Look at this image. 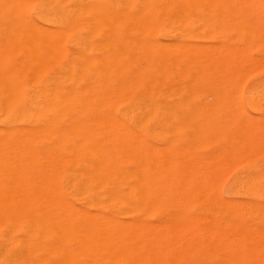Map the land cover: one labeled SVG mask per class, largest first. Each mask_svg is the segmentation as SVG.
Masks as SVG:
<instances>
[{
    "label": "bare ground",
    "instance_id": "1",
    "mask_svg": "<svg viewBox=\"0 0 264 264\" xmlns=\"http://www.w3.org/2000/svg\"><path fill=\"white\" fill-rule=\"evenodd\" d=\"M250 16H256V17L264 16V6L262 5L261 0H0V19H5V20L23 19L24 22H26L25 20L29 21L28 25L26 24L27 22L25 23L26 25L23 24L22 22L24 26L22 25L23 27H21V29L23 28L25 29L26 26L27 29H25V32H23L24 29L23 31L21 29L20 30L26 36H28L25 37V35L23 34L22 37L23 38L25 37L26 39H31L30 41L32 42L35 41L36 44L33 43L35 45L33 46L36 47V45H38L37 46L38 50L37 49L35 50L33 46H29L32 45L30 42H29L30 44L26 42H22L23 47L25 45L23 51H25V49H28V47L33 48V49L29 48L28 50L29 52L32 51V53L34 51V55L37 56V61L35 64H37L38 74L40 75L39 103L37 104V106L35 105L36 117L38 122L37 129H39V132H37L38 137H36L38 138L37 147H36L37 162L36 160H34L35 163H37L35 169L36 171L35 182H34V177L33 176H32L33 178L30 177L31 176L30 173V176H25V177H30V179L31 178L33 179L32 182L34 183V185L32 186L33 188L32 190H29L31 185L30 184L28 186L26 185L27 186L26 189H23L24 188L23 185V188L21 187L22 189L18 190L19 189L18 188L17 190L12 191V187H15L16 189V187L19 185L18 184L17 186H14L13 184V186L10 188L11 191H0V264H80V261L84 259V255H85V254L83 255V251L85 252L84 248L88 247L86 245H88L89 241L92 240L90 239V237L92 236L94 237L96 233H98L97 231H99V229H97L96 233L93 232V230H95V227H97L98 225L103 226V229H101V231L103 230L104 232L100 231L102 234L101 233L98 234L100 235L101 238H98L96 235L95 236L96 240L93 239L94 243L92 244H95L97 247H100L102 252L106 251V253L108 252L107 254L113 256L114 263L117 264L142 263L140 262L141 261L140 259L142 257L141 258L139 257L140 259L137 260L138 258H136V256L137 255L140 256L141 255L140 252L143 251V249L139 248L142 249L139 250L136 247L138 243L135 244L137 241H134L131 238L130 236L131 233L129 232L130 230L128 231V228H130V223L129 225H126V223H124L122 219H120V216L136 215V213H138L136 211L137 209H139L138 205L141 210L144 209L146 211L145 208L149 207V205H147L148 206L147 207L146 204L149 203L150 201L153 202V200H151L152 198L154 199L156 198L157 200L159 197L166 196V192L169 193L168 192L169 189L165 191L166 190L165 188L169 186V184H173V182L172 183L169 182L171 181L170 179L172 177V176L169 177L171 173L168 176L170 178L169 180H166L167 176L165 175H168L166 173L162 174L165 176L164 177L165 179L159 178L160 175L158 174H156L158 175V177L152 176L154 175L153 172L154 169L151 170L152 168H150L151 170L150 171L146 167H148L151 163L148 161L155 158L151 157L152 159H148L147 156L149 157V155H147V153H145L146 156L144 157L141 156L142 158L141 157L137 158L138 155H136L135 157L134 153H133L134 155L128 153L126 154L123 151L124 149L122 148L123 142L132 139L133 138L131 136L133 135L132 133L137 130L148 132L150 130L152 131V129L173 128L174 131H176L175 129H180V130L187 129L189 131L191 130V132L192 130H194L195 132L197 131L199 132L207 129V127L213 126V124L211 123L208 124L209 123L208 121L212 120L211 118L210 120L208 119L207 120L208 123H206V121L203 120L204 118L201 119V117L203 116L200 117V115H205V114L208 115L211 113L219 115L217 113L226 112V114L224 115L227 114L229 115V113L227 112H231L229 116H232V118L238 122L237 124L232 123L235 121H233L232 118L231 119L229 118V120H231L232 122L229 121L230 122L229 124L225 122V124H227L230 128H234L235 126L238 127L237 129L236 128L234 129L235 131H237L239 128H241V130L242 129L244 130L252 126H256L258 129L263 128L264 120L263 122L261 121L262 117H260L261 119H258L257 118L258 116H254V118H252V119L257 118L260 123L262 122L261 124L259 123L258 125L255 124L256 122L251 123L252 121L250 122L249 120L246 119H245L246 122L245 120L242 121L245 123L239 124V122L241 121H239V119L236 120L237 117L235 116L236 118H234L233 117L234 114H232V112L233 113L235 112V114L237 113L236 115L239 116L238 118L244 116L245 118L250 119L251 115L248 117L249 113L239 103L240 102L239 99H241V94L239 92L240 88L238 87H241V84L243 82V80L239 81L240 74L244 70L248 71V69H249L248 71L249 74L251 71L250 69L253 70L256 69L253 67L251 68V65L248 64L251 62V60H249L250 62L248 63L246 62L250 66V68L248 67V65L244 63L245 62L244 60H243L244 66L242 65V63L241 65H238L237 62H235L232 57L234 52L237 54V51H239L236 50L238 49L237 47L235 49V47L234 46L232 47L231 45L232 47L231 48L226 44H225L226 46L222 44L214 48H212L213 46L211 47L210 44H209L210 46L207 45L208 47H202L194 42V39L201 35L199 34L194 35L193 33H190L184 29V25H186L189 21L191 22L193 21L194 25L196 26V27L194 26L195 28L199 27L202 28L201 30L204 29L203 34L208 33L207 37L211 39H219L222 37L223 33L227 34L224 31H227L228 29L224 30L223 27L224 26L227 27L231 25L230 24L231 22H234V24L232 23L233 27L231 26L229 27L230 29H232L229 32H232V34L235 32L236 34L243 37H254V39L257 40L258 35L261 32L260 30L262 29L261 27L264 26L263 24L264 20L261 21L262 22L261 24L260 22L261 19L260 20L258 19L261 26H257L259 22L255 24V21H252V17H251V21H252L251 22L249 19ZM249 21L250 24L254 22V24L251 25L253 28L252 32L251 29H249L250 32L249 30L248 32L246 30L248 28H251V26L247 25L248 23H246ZM176 25H181V29L180 30L176 29L175 28ZM15 26L11 27V29H15L16 28ZM29 26L31 27V30ZM218 26L219 28H217ZM9 28L10 27H8L7 30H10ZM28 28L31 31V33L29 32ZM26 30H28L31 36L29 34H26ZM15 32H18L17 28ZM15 32H14L15 36L20 34ZM12 34L13 32L11 33V35ZM203 34L202 36L205 37ZM262 34L264 33H261V36L263 38ZM11 35H8V37H10ZM21 35L22 34H20V36H17V38L21 37ZM229 36L228 38H230ZM228 38L226 39L230 40ZM260 38L258 39L260 40ZM6 40H8V38ZM223 40H225V38ZM235 40L238 41L237 39ZM240 41L238 43H240ZM8 43L10 44V41ZM245 43L242 42V44ZM259 43H264V41L263 42L261 41ZM27 44L28 47H26ZM242 44L241 46H243ZM253 45L251 44L250 46L252 47ZM250 46L248 45L247 47ZM15 48L12 49L15 50ZM255 48L258 49L261 47L258 46ZM243 49L244 48L240 49V52L241 50L243 51ZM261 49H259V51H262ZM28 50L26 51L28 52ZM35 51H37V53H35ZM247 51L245 50L246 53ZM3 52L6 53L5 51ZM256 54H259L258 51ZM235 55H234V59L236 60ZM243 55L245 54L242 52L241 57H243ZM248 55H251V51L248 52V54H246L245 57ZM24 56L26 58V55ZM31 56L33 57V54H30V59H32ZM239 57L237 56V58ZM245 57H243V59ZM35 58L32 60L35 61ZM240 59H238L239 63H240ZM253 59H256V56L253 57ZM5 60H7V58ZM245 60L247 61V59ZM260 61L264 62V59L263 60L260 59ZM24 64H26V62ZM254 64H252V66ZM259 68H261V66ZM37 69H35V71H37ZM245 73L246 72H244L242 75L246 76L247 74L245 75ZM239 82H240V86H237ZM3 88L4 87H1V89ZM7 95L9 96V94ZM200 99H205L206 101V103L203 106H198L197 104L200 101ZM246 100L249 104L250 109L254 114L264 115V106L261 105L262 107H260L257 105L259 101H263L264 103V77H262L259 80V82H257V85L255 87L253 86L246 93ZM0 103H2V101ZM33 106L34 105L32 104L31 107ZM2 114H4V112ZM14 117L15 114L13 115V118L12 117L11 118L15 119ZM212 118L217 119V116L215 117L213 116ZM241 119L243 120V118ZM225 120L226 119L223 117L221 123H224L223 121ZM217 122H219L218 119ZM221 125L214 126V128H216L215 130H217L218 127L220 128ZM228 126H226L227 128H225L226 130L228 129ZM256 127L255 129H257ZM219 128L218 130H221V128L220 129ZM229 130L227 131L229 132ZM15 131L19 132L20 129L19 131L15 129ZM194 131L192 133H195ZM208 131H211V133H213L212 129L211 130L209 129ZM1 132L4 131L1 130ZM152 132H156V130ZM203 132H201V135ZM260 132L262 134V130H260ZM149 133L150 132H148V134ZM157 133L159 132L157 131ZM163 133L161 135H164ZM239 133L240 131L237 133V135ZM7 134L10 135L9 132ZM179 134L181 135V133ZM224 134L226 133L224 132ZM28 135L30 137V134ZM184 135H182L183 138ZM204 135L205 133H203L202 138L205 137ZM210 135H208V137L212 138V136ZM256 135L257 134H255V136ZM133 136L136 137V135ZM234 136H232V138ZM139 137L141 136L139 135ZM200 137L201 136L199 135V138ZM202 138L197 140H201ZM238 138L239 140L242 139L240 137ZM158 139H160L161 143L162 140H164L163 142H165V138H158ZM228 139H230L229 136ZM207 140L208 139L203 141L202 139V142L205 143ZM254 140L255 138L253 139V141ZM224 141H226V137ZM234 141L232 139V141L230 142H234ZM253 141L250 140L249 142L256 144V142ZM148 142L147 144H151ZM126 143H128V141ZM131 143H134V141ZM208 143L207 144L205 143L204 145L206 146L208 145ZM210 143H211V139H210ZM2 144L5 143L2 142ZM243 144L241 143L240 145L242 146H240L241 148L238 149L243 150V148L246 149L245 147H247V150L248 149L250 150L252 148V146H247L246 144H244L246 146L243 147ZM138 145L141 146L142 142L141 145L140 144ZM151 145L153 147L155 146L154 144ZM176 145L179 144L177 143ZM229 145L231 146V143ZM152 146H150V148ZM166 146H167V142H166ZM129 147L128 149H130ZM155 147L158 149L157 146ZM160 148L161 146L159 147V149ZM197 148L200 147H195L196 150ZM143 149L146 151L147 147L146 149L145 148ZM225 149L224 151L226 152L227 149L226 150ZM259 149L263 150L260 151V153H264V148L260 147L258 148V150ZM18 150H16V152ZM173 150L177 151L175 149ZM133 151L134 150H132V152ZM136 151L138 150L135 149V152ZM244 151L245 150H243V152ZM16 152L14 153L15 156H16ZM185 152L190 153L187 150ZM232 152L230 151V153ZM32 153L35 152L32 151ZM152 153L155 154V152ZM191 153L193 154V152ZM165 154L167 155L168 153H164V155ZM172 154H174V157L176 156L175 152H173ZM177 154H179L178 151ZM182 154L180 156L181 157L179 160L180 162L182 158H185V160L182 159L185 162L186 157L188 155H191V154L186 155L187 154L186 153L182 157ZM204 154L205 153H203V155ZM209 154L211 156V153ZM223 154L226 155L225 153ZM20 155H18V158ZM194 155H191V157ZM200 155L199 156L196 155V156L200 158ZM239 155H241V153L238 154V157ZM9 156L11 155L9 154ZM33 156L31 154V157ZM228 156L230 155L228 154ZM259 156L256 158H252L251 156L252 159H247L246 158L247 156H245L244 160L241 159L242 162H244L246 169L233 180L231 195L233 197H237L235 201L225 200L220 190H217V188L219 187L220 189V186L222 185L221 180L223 179L220 177L223 176L221 174L225 173L228 175V173L225 172L223 169H225L230 173L231 171L229 170H232V168H230L231 165L234 166L232 162H229L228 160H225L227 162H224L219 159H216L217 157L214 159L213 158L214 156H212L214 161L209 162L210 161L209 160L207 161L208 163L206 162V160L210 158H207L205 156L204 157L206 158V160L204 158L203 159L200 158L205 161L199 162L200 160L199 161L197 160V162H193V163H191V161L190 162L188 161V163H190L188 164L189 169L187 168L186 169L187 171L189 170L188 171L189 175L188 174L187 175L188 178L189 177L190 178L184 184L185 189H182L184 191L186 190L185 191L186 193L188 192V190L190 189L192 190V188L194 187H197L198 189V190L196 189L197 192L201 193L207 189V193H208V191H211V188L217 186L218 181H220L218 184H221L220 186L218 185V187L215 188L216 197L214 199V207L217 210V216L218 214L223 216V221L221 220L222 221L221 222L219 220V222L221 223V227L223 229L224 234L220 240L218 239L220 238L221 235L219 236V238H216L217 244H214L213 247L215 246V248L218 249L220 253L222 252L224 254L220 257L218 255L220 253L216 251L218 253L217 254L218 256L214 257L216 253L214 254L212 250L214 248L211 249L210 248L211 245H210L208 248H210V250H212L213 252L212 254H214L213 256L211 255V257H214V262H215L214 264H264V158ZM177 157L179 156L177 155ZM235 157L237 156L234 155V158ZM7 158H8V152H7ZM14 159L15 158L13 157V160ZM22 159L24 158L22 157ZM12 161L11 164L16 163V160H14L15 161L14 163H12ZM20 161H21V157H20ZM168 161L166 162L168 163ZM179 161L178 164L180 163ZM27 162L28 161L24 162V164L26 163L27 165L28 164ZM17 163H19L20 166V162ZM145 163H149L148 166ZM167 163H165V165ZM181 163L183 164V162ZM168 164H171L172 166L173 163L170 162ZM236 164L237 163L235 162V165ZM174 165L177 166L176 163ZM183 165H187V163L185 162V164ZM228 166H230L229 167L230 169H226L228 168ZM6 167L9 168L12 166L9 165ZM155 167L157 168L158 166ZM185 167L186 166H184V168ZM15 168L17 169V167ZM184 168L181 167V169ZM25 169L23 171H25ZM146 169L148 170V172L150 171L153 174L145 171ZM163 169L166 168L165 167L161 168L160 172ZM19 170L20 169H18V172ZM240 170L242 169L240 168ZM21 172L22 170L20 171V173ZM236 172L239 171L237 170ZM155 173H157V169ZM26 174L28 175L29 172L27 173L26 171ZM174 174L176 176V173ZM179 174L178 176H180ZM6 175L8 176L9 174ZM182 180L180 181L182 182ZM30 181H28V184ZM178 181H177V186L176 184L174 186L180 188L178 186L179 185ZM184 181L185 180H183V183ZM6 182L4 183L6 184ZM14 182L16 181L14 180ZM23 184H27V183H23ZM174 186L173 188H176ZM169 191L171 192L172 190ZM176 191L177 190H175V192ZM188 194L190 195V191ZM191 197H193V195ZM199 197H196L197 199L196 198L195 199L199 200ZM165 198L163 197V200H165ZM185 199L186 198H184L183 200ZM179 201L180 200L177 197L176 202ZM74 202L79 203V206H76ZM152 202L151 205H155L156 208L157 206H160V205H156L157 202L153 204ZM165 204L166 205L168 204V202L166 203V200L164 202V205ZM170 204H172L173 206L172 202H170ZM182 204L184 206V203ZM161 206H163V204ZM92 210L96 211L98 214H101V212L105 213L107 211L109 212V216L108 215L104 216L106 218L103 219H99V217L94 218L93 216H100V215H96L95 213L92 212L94 215L91 216L90 211ZM148 210L151 209L148 208ZM153 212L154 209L153 211L151 210L150 213ZM191 212L192 211H190V213ZM139 214L142 215L141 213ZM169 218H174V217H169ZM202 219L206 220L203 217ZM151 220L149 221L151 222ZM133 223L136 224V222L134 221ZM153 224L151 223L150 225L149 223V226L148 224H146L149 227L147 231H149L152 228ZM194 224H193V228L194 226H196V224L195 225ZM207 224H209V222ZM161 225L167 226L164 223H162ZM179 225L177 224L176 227H174L175 226L174 223V225L171 226L174 227L172 228L173 229L172 232H169L170 230L168 232L166 231L169 228V226L167 228L164 227L166 229V230L164 229V231H166L167 233H173L174 230L176 231V229L178 231L177 226ZM102 226L100 227L102 228ZM134 226L135 228H137V224ZM134 226H131L132 232L135 229L133 228ZM138 227H139V223H138ZM158 227L159 229L161 228L160 226ZM197 227L195 228L198 229ZM141 228L143 227L140 226V228L137 229V232L138 230L141 231ZM181 228L182 226H179V229ZM183 228H185V226ZM190 228L188 227L186 228V230ZM112 229H114L116 232L114 233L113 230L112 231L113 234L111 233L108 234L107 232L111 231ZM155 229H158L157 224ZM196 229L192 230L194 235L195 232H198V231L194 232V230ZM125 231L129 233L123 234V232L125 233ZM150 231L149 233L153 232L154 230L151 232ZM182 231L181 232L179 231L180 236L182 233L183 235L185 233V231L184 232ZM209 231L210 230H208L207 232ZM143 232L144 231L142 229V233ZM157 232L159 233V230H157ZM179 232H177V234H179ZM164 233L162 234L164 235ZM189 233L192 232L190 231ZM156 234H154V236L157 237ZM177 234H175L177 236L175 238L178 239L179 235ZM165 235H167V238H164L163 236V239H165L166 241L168 240V238L171 239L172 237L171 235L169 236V234H165ZM208 235L212 236V234H208ZM145 236L146 233L142 240H146L148 236H146V238ZM212 237L215 236L213 235ZM150 238L153 239L155 237L151 236ZM159 238L162 237L159 236ZM187 238L188 237H186V239ZM200 238L202 237L200 236ZM200 238L198 237V239ZM87 239L89 240L88 243H87ZM170 239L168 241L172 243L173 241H171L172 239L171 240ZM177 239H174L173 242V244L175 243L174 245L176 246H178L177 243L180 244L181 241L179 240L180 239L183 240V238L179 237L178 241ZM192 239H194L192 242L194 243V241L197 239V234L195 238L193 236L191 239L188 238L189 241H192ZM147 240L145 242L143 241L145 244L144 246H146V244L148 246V243H146ZM154 240L150 241V243L153 241V244L151 243V245H149L150 249L146 247L147 251L148 250L150 251L152 247L153 249L151 250V252L154 253L156 251L154 249L159 248V242L154 243ZM188 240L186 243H191L188 242ZM210 240L211 239H209L207 242L209 243ZM166 241H164V243ZM168 241L167 243H165V246L164 244H162V242H160V244H162L163 247L160 245L161 248L159 249L165 250L166 248L167 250L168 247L166 246V244H168L169 246ZM185 241L186 240H183V242ZM209 244H207V246ZM202 245L203 244L200 245V248H202ZM137 246L139 247V245ZM170 246L173 245L170 244ZM198 246L199 244L196 245L197 248ZM189 247H191V245ZM172 248L169 247L170 250H172ZM86 250H87L86 252L89 253L88 252L89 250L88 249ZM166 250L164 252L163 250L162 251L157 250V252L160 251L159 254L163 252L162 253L163 255L166 252ZM178 251L181 250L178 249ZM183 252L185 253L184 248H183ZM206 252L208 253L209 251ZM91 254L95 255L97 254V252L96 253L92 252ZM145 254L146 253H144V255ZM198 254L201 255V253ZM164 255L165 256L163 258L166 257V254ZM202 255L204 256V252ZM207 255L210 256L209 254ZM149 257L147 258L146 256L145 258H147V260H145L144 263L142 264H145L146 262L150 264L153 260L149 261L148 260ZM155 257H157L156 252L154 258ZM111 258L109 259L110 264L113 263ZM170 258L173 259L174 256ZM183 258L184 256L182 257V259ZM134 259H136L139 262L137 263L134 262L133 261ZM176 259L179 261V258H177V256ZM160 260H162V258ZM163 261L166 260L161 261L163 264H165ZM168 261L170 260L168 259ZM155 262H153V264ZM158 262L159 261L157 257V264ZM173 262L172 264H174ZM194 263L202 264L203 261L201 259V261L200 260H198L197 262L194 261Z\"/></svg>",
    "mask_w": 264,
    "mask_h": 264
},
{
    "label": "rangeland",
    "instance_id": "2",
    "mask_svg": "<svg viewBox=\"0 0 264 264\" xmlns=\"http://www.w3.org/2000/svg\"><path fill=\"white\" fill-rule=\"evenodd\" d=\"M262 1V5L264 6V0H261ZM251 17H252V21H255V24H257L258 22H259V20H260V22L261 21H263L264 20V16H258V17H256V16H250L249 17V19H250V21H251ZM255 17V18H254ZM259 17H262V18H259ZM253 18H254V20H253ZM259 19V20H258ZM2 20V21H1ZM5 21V22H4ZM26 22H24V20L22 19H13V20H10V19H0V102L2 101V103H0V109H1V107H2V109L0 110V129L1 130H3L4 132H1V130H0V152L2 153H0V158L1 159H3V160H1L0 159V191H11V187L13 186V184H14V186H17L18 184V186L16 187V189H15V187H12V191H15V190H17L18 188V190H20V189H22L23 188V185H24V188L23 189H26V187L28 186V185H30V189L29 190H32L33 188H32V186L34 185V183L32 182L33 181V177H34V182H35V175H36V171H35V169H36V165H37V163H35V161L34 160H36V162H37V157H36V147H37V142H38V138H36V137H38V133L37 132H39V129H37L38 128V122H37V117H36V106H37V104L39 103V92H40V75L38 74V69H37V64H35L36 63V61H37V56L36 55H34V51H33V53H32V51L31 52H29V48L30 49H33V48H31V47H28V44H32V45H29V46H33L34 44H36L35 43V41H30L31 39H26L25 37H28V36H26L23 32H25V29H27V26H26V28L24 29V31H23V29H21V27H23L24 25L23 24H27L28 25V23H29V21H27V20H25ZM250 21L249 22H246V23H248L247 25H249V26H251L252 24H254V22L253 23H251L250 24ZM251 21V22H252ZM4 22V23H3ZM14 22V23H13ZM22 22H23V24H22ZM260 22H259V24H257V26H261V24H262V22H261V24H260ZM234 24V22H231L230 24L231 25H229V26H227V27H223V29L225 30V29H228L227 31H224V32H226L227 34H225V33H223L222 34V37L221 38H219V39H211V38H209V37H207V35H208V33H205V34H203V32H204V29L203 30H201L202 28H199V27H197V28H195L196 26L194 25V22L192 21H189L186 25H184V29L186 30V31H188V32H190V33H193L194 35H201L202 36V34L206 37H201V36H198L197 38H195L194 39V42L196 43V44H198V45H200V46H202V47H208V46H210L211 45V47L212 48H214V47H218L219 45H228L229 47H231V45H232V47L234 46L235 47V49H236V47L238 48V49H236V50H239V51H237V56L239 57V58H237V56L233 53V60L235 61V62H237V64L238 65H241V63H242V65L244 66V63L246 64V65H251V68L253 67V68H256V69H250L251 71H252V73H251V71H250V73L248 74V71H249V69H248V71L246 70H244L241 74H240V77H239V81H241V80H243V82H242V84H241V87H238V88H240V90H239V92H240V94H241V99H239L240 100V105H242L243 106V108L249 113V115H248V117L250 116V119H247V118H245L244 116H242V117H240V118H238L239 116L238 115H236L235 114V112L233 113L232 112V114H234L233 115V117L234 118H236V120H238L239 119V121H241V122H239V124L241 123H245L246 122V120H249L251 123H255L256 125H258L260 122H259V120L258 119H261L260 117H262V122H263V120H264V115H257V114H254L253 112H252V110L250 109V107H249V104H248V102H247V100H246V93L254 86H256L257 85V82H259V80L262 78V77H264V62H262V61H260V59H264V49H261V48H264L263 46V44L264 43H259V42H263L264 41V34H262L263 35V38H262V36H261V33H264L263 31V29H264V26L263 27H261L260 29V34L258 35V38H260V40L257 38V40L259 41H257V40H255L254 39V37H243V36H240V35H238V34H236L235 32V34L233 33L232 34V32H229L230 30H232V29H230L229 27L231 26V27H233V24ZM7 26H6V25ZM15 24H16V26H15ZM17 24H18V27H20V28H18L17 27ZM20 24V25H19ZM25 24V25H26ZM263 24H264V22H263ZM4 25V26H3ZM10 25V26H9ZM23 25V26H22ZM29 25H31V24H29ZM193 25V26H192ZM3 26V27H2ZM16 27L17 29H18V32H15V30H16V28L15 29H11V27ZM195 26V27H194ZM220 26V25H219ZM219 26L217 27V28H219ZM248 26V27H249ZM4 27H5V30H4ZM8 27H10L9 29L10 30H7L8 29ZM188 27V28H187ZM247 27V28H248ZM29 28H30V30H31V27L29 26ZM29 28H28V30H29ZM175 28L176 29H178V30H180L181 29V25H176L175 26ZM3 29V30H2ZM23 31V32H21V30ZM249 29H251V32L253 31L252 29V26H251V28H248V29H246L247 30V32H248V30ZM2 30V31H1ZM12 30V31H11ZM14 30V31H13ZM28 30H26V34H29V32L31 33V31L29 30V32H28ZM3 31H5V32H3ZM8 31H11V32H8ZM34 31V30H33ZM205 31H207V30H205ZM8 32V33H7ZM13 32V34H14V32L15 33H20V34H22L21 35V37L23 36V34L25 35V37L22 39L21 37H18L17 38V36H20V34L19 35H17V36H15V34L13 35H11V33ZM229 32V33H228ZM249 32H250V30H249ZM10 33V34H9ZM5 34V35H4ZM33 34V33H32ZM230 34H232V35H229ZM3 35H4V37L7 39L8 38V40H6L4 37H3ZM8 35H11L10 37H8ZM30 36H31V34H29ZM223 35H225V36H223ZM228 36L230 37V38H228ZM32 37H33V35H32ZM232 37V38H231ZM236 37V38H235ZM2 38V39H1ZM17 38V39H16ZM20 38V39H19ZM31 38V37H30ZM34 38H35V36H34ZM208 38V39H207ZM225 38V40H223ZM226 38H228V39H230V40H227ZM243 38V39H242ZM249 38V39H248ZM11 39H13V40H11ZM16 39V40H15ZM235 39H237L238 41H236ZM15 40V41H14ZM20 40H21V43H20ZM26 40H28V41H26ZM34 40V39H33ZM241 40V41H240ZM246 40V41H245ZM254 40V41H253ZM6 41H10V44L8 43V42H6ZM233 41V42H232ZM240 41V43H238ZM258 43H257V42ZM2 42V43H1ZM13 42V43H12ZM17 44H16V43ZM22 42H26V43H28L27 45H26V47H28V49H25V51L26 50H28V52L26 51H23L24 50V47H25V45H24V47H23V43ZM30 42V43H29ZM36 42H37V39H36ZM170 42V41H169ZM242 42H246L245 44H242ZM250 42H251V44L253 45V44H255V45H253L252 47L250 46L251 44H250ZM14 43H15V45H14ZM19 43V44H18ZM26 43H24V44H26ZM34 43V44H33ZM221 43V44H220ZM257 43V44H256ZM7 44H8V46H7ZM38 44V43H37ZM205 44V45H204ZM210 44V45H209ZM215 46H214V45ZM230 44V45H229ZM237 44V45H236ZM241 44L243 45V46H241ZM22 45V46H21ZM208 45V46H207ZM225 45V46H226ZM236 45V46H235ZM246 46V48H245V46ZM250 46V47H247V46ZM256 45H258V46H260L261 48H258V49H256L255 47H258V46H256ZM6 46V47H5ZM14 46V47H13ZM23 48H21V47ZM35 46V45H34ZM33 46V47H34ZM38 45H36V47H37ZM10 47H11V49H10ZM16 47V48H15ZM20 47V48H19ZM36 47H34L35 48V50L37 49L38 50V47L36 48ZM231 47V48H232ZM12 48H15V50H13ZM242 49V48H244L243 49V51L241 50V52H240V49ZM5 51L6 53H4L3 51ZM18 51H17V50ZM251 49V50H250ZM259 49H261L262 51H259ZM14 52H13V51ZM245 50L247 51V50H250L251 51V55H248V56H246L245 57V55L246 54H248V52H250V51H247V53L245 52ZM257 51H258V53L259 54H256L257 53ZM3 52V53H2ZM18 52H20V53H18ZM25 54H24V53ZM239 52H240V55H239ZM242 52L245 54V55H243V57H245L244 59H243V57H241L242 56ZM14 53V54H13ZM27 53V54H26ZM29 53V54H28ZM35 53H37V51H35ZM2 54V55H1ZM7 54V55H6ZM30 54H33V57L31 56V58L32 59H34L35 58V56H36V58H35V61L34 60H32V59H30ZM24 55H26V58H25V56ZM234 55H235V57H236V60L234 59ZM2 56V57H1ZM3 56H4V58L6 59L7 58V60H5L4 58H3ZM23 56V57H22ZM256 56V59H253V57H255ZM261 56V57H260ZM23 58V59H22ZM240 58H242V59H240ZM1 59H2V61H1ZM10 59V60H9ZM238 59H240V63L238 62L239 60ZM245 59H247V61L245 60ZM29 60V61H28ZM32 60V61H31ZM243 60L245 61L244 63H243ZM249 60H251V62L249 61ZM252 60H255V61H252ZM34 61V62H33ZM26 62V64H24ZM27 62H28V64H27ZM248 62H250V63H247ZM255 64H254V63ZM11 63H14V64H11ZM18 63V64H17ZM254 64L253 66H252V64ZM260 63V64H259ZM21 64V65H20ZM257 64V65H256ZM248 65V67L250 68V66ZM262 65H263V67H262ZM257 66V67H256ZM261 66V68H259ZM15 67V68H14ZM34 67V68H33ZM26 68H27V70H26ZM259 70H258V69ZM263 68V69H262ZM13 69V70H12ZM20 69V70H19ZM23 69V70H22ZM35 69H37V71H35ZM260 69H262V70H260ZM26 70V71H25ZM28 70H31V71H28ZM257 70H258V72H257ZM23 72V73H22ZM244 72H246L245 73V75L246 76H244V75H242ZM255 72V73H254ZM29 74V75H28ZM29 77H28V76ZM248 76V77H247ZM28 77V78H27ZM241 77H242V79H241ZM245 78V79H244ZM34 79V80H33ZM251 79H253V80H251ZM238 80H237V82H238ZM29 82V83H28ZM9 83V84H8ZM249 83V84H248ZM251 83V84H250ZM4 84V85H3ZM6 84V85H5ZM18 84V85H17ZM2 85V86H1ZM20 85V86H19ZM248 85V86H247ZM7 88H6V87ZM15 86V87H14ZM237 86H240V82H239V84L237 85ZM247 86V87H246ZM1 87H4L3 89H1ZM16 88V89H15ZM18 89V90H17ZM27 89V90H26ZM24 90H25V92H24ZM5 92H6V94H5ZM244 93V94H243ZM7 94H9V96L7 95ZM7 95V96H6ZM243 95H244V97H243ZM26 96V97H25ZM9 99H8V98ZM28 98H30V99H28ZM244 99V100H243ZM258 100V99H257ZM256 100V101H257ZM34 105L33 107H35V108H33V107H31V105L32 104ZM206 103V101H205V99H200V101L197 103L198 104V106H203L204 104ZM1 104H3V105H1ZM36 105V106H35ZM258 106H260V107H262V106H264V103H263V101H259V103L257 104ZM262 105V106H261ZM27 108V109H26ZM5 109V110H4ZM27 110V111H26ZM16 111H17V113H16ZM4 112V114H2ZM29 112V113H28ZM227 113H229V115H230V113L231 112H227ZM15 114V119H12L13 118V115ZM28 114H29V116H28ZM214 113H211V114H205V115H200V117L201 116H203V117H201V119L202 118H204L203 120L204 121H206V123H208V124H213V126H211V127H207V129H205V130H202V131H197V132H195L194 130H192V132L194 131L195 133H192L191 132V130L189 131V130H187V129H185V130H180V129H175L176 131H174V129L173 128H159V129H152V131H154V130H156V132H152L151 130L150 131H148V132H150L149 134H148V132H146V131H134L132 134L133 135H136V137H134L133 135H131L133 138L132 139H129V140H127L128 141V143H126L127 141H125V142H123V151L127 154H132V155H134L135 157H136V155H138V157L137 158H139V157H144V156H146V154L145 153H147V155H149V157L147 156V158L148 159H152V158H155V159H152V160H149L148 162H151V163H153V164H151L150 163V167L148 166V164L149 163H145V164H147V166L148 167H146L147 169H149L150 170V168H152L151 170H153L154 169V175H152L153 173L152 172H150V173H152L151 175L152 176H156V177H158V175H160V177L159 178H163V179H165L164 177L165 176H167L166 177V180H169L170 178L169 177H171V181H169L170 183H172L173 182V184H169V186H167L164 190L165 191H167L168 189L169 190H172L171 192L168 190V192L169 193H167L166 192V196H162V197H159L157 200H156V198L154 199V198H152L151 200H153V202L152 201H150L149 203H147L146 204V206L147 205H149V207L148 208H150L152 211H153V209H154V212L153 213H150L151 212V210H148V208H145L146 209V211L148 210L149 211V213H148V211L146 212L144 209V212H143V210H141L140 209V207H139V205H138V208L139 209H137V211L136 212H138V213H136V215H137V217H136V215H134V216H120V219H122V221L124 222V223H126V225H129V223H130V228H128V231L131 233L130 234V236H131V238L134 240V241H137L135 244H137V245H139V247L136 245V247L139 249V248H142L143 249V251H141L140 252V256H136V258H138L137 260H139L141 257L143 258H141L140 260V262H142V263H144V261L145 260H147V258L149 257V261H152L150 264H153V262H155L156 264H157V257H158V261L159 262H161L162 260H166V261H163L165 264H172V262L174 263V264H193L194 263V261L195 262H197L198 260H200L201 261V259H202V261H203V263L202 264H214L215 262H214V257H216V256H222L224 253H220V251H218V249H216L215 248V246L213 247V245L214 244H217L216 242H217V239L216 238H219V236H220V238L218 239V240H220L221 238H222V236H223V229H222V227H221V223L219 222V220L221 221H223V216L222 215H219L218 214V216H217V210L215 209V207H214V199H215V197H216V189L215 188H217L218 187V185L220 186L221 184H218L220 181H218V183H217V186L216 187H214V188H211V191H208V193H207V189L204 191V192H197V187H194V188H192V190L190 189V190H188V192L186 193L184 190H182V189H185V182L190 178H188V175H189V170L187 171V169H189L188 168V164H190V163H188V161L190 162L191 161V163H193V162H197V160L199 161V162H201V161H205L206 160V158L205 157H207V156H210V154L209 153H211V156L210 157H207V158H210V159H208V160H206V162L207 161H209V162H211V161H214V159L216 158V159H219V160H221V161H224V162H227V161H225V160H228L229 162H232L233 164H234V166L233 165H231V167L230 166H228V168H226V169H230V168H232V170H229V171H231L230 173L228 172V171H226L225 169H223L225 172H227L228 173V175L227 174H225V173H223V174H221L223 177H220V178H222L223 180H221L222 181V185L220 186V189H219V187L217 188V190H220V192L223 194V197L225 198V200H228V201H235L236 199H237V197H233L232 195H231V190H232V186H233V180L239 175V174H241L246 168H245V165H244V162H242V160L241 159H243L244 160V157L245 156H247L246 158L247 159H252V158H256V157H258L260 154V156L259 157H262V158H264V153H260V151H263L262 149H259L258 150V148H264V126H263V128H261V129H258L256 126H252V127H249V128H247V129H242L241 130V128H239L238 130L240 131V133L242 132V131H244V132H242L243 134H245V135H243L242 133L240 134H238L237 135V133L239 132L238 130V132L237 131H235L234 129L236 128H238V127H234V128H230L227 124H225V122H227L228 124L230 123V122H232L231 120H229V118L231 119L232 118V116H229L228 114L227 115H224V114H226V112H224V113H217V114H219V115H216V114H214ZM211 116V117H210ZM215 117V116H217V119H218V121L219 122H217V119L215 120L214 118H212V117ZM222 116V117H221ZM228 116V117H227ZM236 116V117H235ZM241 116V115H240ZM254 116H258L256 119H252V118H254ZM12 117V118H11ZM220 117V118H219ZM223 117L226 119L225 121H223L224 123H221V121H222V119H223ZM207 118V119H206ZM210 118L212 119V120H210ZM222 118V119H221ZM241 118H243V120L241 119ZM210 120V121H208L207 122V120ZM221 119V120H220ZM241 119V120H240ZM246 119V120H245ZM15 120V121H14ZM36 120V121H35ZM213 120H215V121H213ZM232 120L233 121H235V119H233L232 118ZM245 120V122H242V121H244ZM254 120H256V121H254ZM3 121H6V122H3ZM14 121V122H13ZM230 121V122H229ZM8 122V123H7ZM11 122V123H10ZM237 122L238 121H235V122H232V123H236L237 124ZM261 122V123H262ZM218 123H220V124H218ZM260 123V124H261ZM222 124V125H221ZM228 126V129L227 130H229V129H231V130H229V132L225 129V128H227L226 126ZM255 124H253V125H255ZM18 127H17V126ZM20 125V126H19ZM22 125V126H21ZM216 125H221L220 126V128H221V130H218V128H217V130H215L216 128H214V126H216ZM26 126V127H25ZM28 126H29V128H28ZM223 126H225V127H223ZM8 127V128H7ZM31 127V128H30ZM255 127L257 128V129H255ZM3 128H5V129H3ZM28 128V129H27ZM211 130L212 129V131H213V133L214 134H216L217 135V137H216V135H214L213 133H211V131H208L209 129ZM219 128V129H220ZM253 128V129H252ZM15 129H17L18 131H19V129H20V131L19 132H17V131H15ZM22 129V130H21ZM27 129V130H26ZM165 129H168V130H165ZM225 130V131H223V130ZM10 133V135L9 134H7L8 132ZM12 131V132H10V131ZM31 130V131H30ZM37 130V131H36ZM246 130H247V132H246ZM249 130V131H248ZM256 132H255V131ZM260 130H262V134H261V132H260ZM24 131H25V134H24ZM26 131H27V133H26ZM157 131L159 132V133H157ZM179 131V132H178ZM185 132V135H184V132ZM203 131H206V132H203ZM218 131V132H217ZM222 131V132H221ZM227 131V132H226ZM233 131V132H232ZM7 132V133H6ZM13 132H14V134H13ZM32 132H33V134H32ZM136 132V133H135ZM164 134V135H161L162 133ZM190 132V133H189ZM201 132H203V133H205V137H203L202 138V135H203V133H202V135H201ZM210 133V134H213V135H210V134H208V133ZM216 132V133H215ZM224 132L226 133V134H224ZM236 132V133H235ZM251 132V133H250ZM5 133H6V135H5ZM16 133V134H15ZM143 133V134H142ZM156 133H157V135H156ZM161 133V134H160ZM179 133H181V135L179 134ZM187 133H189V134H187ZM198 134V136H197V134ZM200 133V134H199ZM218 133V134H217ZM234 133H235V136H234ZM4 134V135H3ZM27 134V135H26ZM28 134H30V137H29V135ZM31 134H32V136H31ZM170 134V135H169ZM210 135V136H212V138L211 137H208V135ZM221 136H220V135ZM233 134V135H232ZM247 134V135H246ZM249 134V135H248ZM251 134V135H250ZM255 134H257L256 136H255ZM37 135V136H36ZM139 135L141 136V137H144V138H141V137H139ZM182 135H184V138H186V139H184L183 138V136ZM199 135L201 136L200 138H202L203 139V141L204 140H206V139H208L205 143L207 144L208 142V145H204L205 143L204 142H202V139L201 140H197V139H200L199 138ZM229 136V138L230 139H228V136ZM231 135V136H230ZM254 135V136H253ZM259 135V136H258ZM9 136V137H8ZM19 136V137H18ZM25 138H24V137ZM138 136V137H137ZM188 136V137H187ZM197 138H196V137ZM232 136H234L233 138H232ZM237 136V137H236ZM250 136V137H249ZM252 136H253V138H252ZM27 137V138H26ZM190 137V138H189ZM206 137H208V138H206ZM221 139H220V138ZM224 137V138H223ZM225 137H226V141H224V139H225ZM236 137V138H235ZM238 137H240V138H242V139H240L239 140V138ZM247 139H245V138ZM259 137H261V138H259ZM17 138H18V140H17ZM32 138H33V140H32ZM137 138V139H136ZM158 138H165V142H163L164 140H162V143H161V141H160V139H158ZM167 138V139H166ZM215 138H217V139H215ZM223 138V139H222ZM252 138V139H251ZM255 138V140L253 141V139ZM259 138V139H258ZM13 139V140H12ZM15 139V140H14ZM25 139V140H24ZM157 139V140H156ZM170 139V140H169ZM188 139V140H187ZM190 139V140H189ZM210 139H211V143H210ZM232 139H233V141L234 140H236V141H234V142H230V141H232ZM238 139V140H237ZM4 140V141H3ZM12 140V141H11ZM20 140V141H19ZM29 140H31V141H29ZM139 140V141H138ZM197 142H196V141ZM253 141V142H256V144H254V143H252V142H249V141ZM260 140V141H259ZM23 141V142H22ZM133 142L134 141V143H131V142ZM145 141V142H144ZM149 141V142H148ZM199 141V142H198ZM213 141V142H212ZM238 141H241V142H238ZM257 141H259V142H257ZM2 142L3 143H5V144H2ZM7 142H9V143H7ZM11 142V143H10ZM139 142V143H138ZM141 142H142V145H141ZM147 142L148 143H151V144H154L155 146H157L158 147V149L155 147H153L151 144H147ZM166 142H167V146H166ZM187 142V143H186ZM192 142V143H191ZM216 142V143H215ZM226 144H225V143ZM228 142H229V144L231 143V146L228 144ZM261 142V143H260ZM14 143V144H13ZM21 143H22V145H21ZM125 143V144H124ZM146 143V144H145ZM173 143V144H172ZM179 144V145H176V144ZM197 144V145H195V144ZM199 143H200V145H202V146H200L199 145ZM202 143V144H201ZM233 143H237L236 145L235 144H233ZM246 144L247 146H252V150L250 149H248L247 150V147H245L246 145H244L243 144V147H245L246 149H244L243 147V150H245L244 152H243V150H240V149H238V148H241L240 146H242V145H240V144ZM263 143V144H262ZM128 144H130V145H128ZM138 144H140L141 146H139ZM156 144H158V145H156ZM184 144V145H183ZM190 144V145H189ZM255 146H254V145ZM258 144H259V146H258ZM29 145V146H28ZM134 145H135V147H134ZM137 145V146H136ZM187 145V146H186ZM225 145V146H224ZM228 145H229V147H228ZM261 145V146H260ZM263 145V146H262ZM18 146V147H17ZM20 146H21V148H20ZM126 146V147H125ZM130 146V147H129ZM132 146V147H131ZM145 146V147H144ZM150 146H152L151 148H150ZM161 146V148L159 149V147ZM170 146H171V148H170ZM175 146H176V148H175ZM189 146V147H188ZM202 147L201 149L200 148H197V150L195 149V147ZM204 146V147H203ZM13 147V148H12ZM27 147H28V149H27ZM30 147V148H29ZM128 147L130 148V149H128ZM145 148L146 149V147H147V150L145 151L143 148ZM167 147V148H166ZM178 147H179V150H178ZM227 149H225V148ZM232 149H231V148ZM237 147V148H236ZM8 148V149H7ZM20 148V149H19ZM25 148H26V150H25ZM132 148H135L136 150H138V151H136L135 152V149H132ZM142 148V149H141ZM154 148V149H153ZM164 148V149H163ZM181 148V149H180ZM187 148V149H186ZM249 148V147H248ZM257 148V149H256ZM7 151H6V150ZM13 149H15V150H13ZM19 149V150H18ZM140 149V150H139ZM163 151H162V150ZM166 149V150H165ZM168 149V150H167ZM171 149V150H170ZM173 149H175V150H177L178 151V153L180 154H177V151H174ZM187 150V151H189L190 153H188V152H185V151H183V150ZM195 149V150H194ZM224 149L226 150V152L224 151ZM235 149H236V151H235ZM256 149V150H255ZM5 152H4V151ZM12 150V151H11ZM16 150H18L17 152H16ZM21 150H23V151H21ZM35 150V151H34ZM132 150H134L133 152H132ZM141 150H143V151H141ZM152 150V151H151ZM154 150V151H153ZM155 150H157V151H155ZM192 150H194V151H192ZM232 150H233V152H232ZM256 151V153H258V154H256L255 153V151ZM11 151V152H10ZM16 152V156H15V152ZM32 151L33 152H35V153H32ZM140 151V152H139ZM164 151H166V152H164ZM172 151V152H171ZM182 151V152H181ZM197 151V152H196ZM217 151H218V154H217ZM221 151V152H220ZM230 151L232 152V153H230ZM242 151V152H241ZM248 151H249V153H248ZM7 152H8V158H7ZM21 152V153H20ZM24 152V153H23ZM130 152H132V153H130ZM138 152V153H137ZM143 152V153H142ZM149 152H150V154H149ZM152 152H155V154L154 153H152ZM157 152V153H156ZM160 152V153H159ZM170 152V153H169ZM173 152H175V157H174V154H172ZM185 152V153H184ZM191 152H193V154L191 153ZM195 152H196V154H195ZM239 152V153H238ZM246 152H247V155H246ZM254 153V155H253V153ZM5 153H6V155H5ZM12 153H13V156H12ZM18 153H20V154H18ZM23 153V154H22ZM134 153V154H133ZM140 153H141V155H140ZM162 153V154H161ZM164 153H168L167 155L165 154L164 155ZM183 153V154H182ZM187 153V154H186ZM200 153H201V155H200ZM203 153H205L204 155H203ZM223 153H225L226 155H224ZM241 153V155H244V156H241V155H239V157H238V154H240ZM9 154L12 156V158H11V156H9ZM31 154H32V156L33 157H35V158H33V157H31ZM143 154V155H142ZM158 154H160L161 155V158H160V155H158ZM181 154H182V157H183V155L184 154H186V155H188V154H191V155H194V156H199L200 155V158H204L205 160H202V159H200L199 157H194V156H192L191 157V155H188L187 157H186V163H187V165H183V164H185V162L182 160V159H184L185 160V158H182L181 159V162H183V164L179 161L180 160V156H181ZM213 154H215V155H213ZM228 154L231 156H228ZM237 154V155H236ZM4 155V156H3ZM18 155H20L19 156V158H18ZM29 155V156H28ZM152 155V156H151ZM156 157H155V156ZM158 155V156H157ZM169 155H170V157H169ZM177 155L179 156V157H177ZM185 155V156H186ZM219 155V156H218ZM221 155H222V157H221ZM224 155V156H223ZM233 155V156H232ZM234 155L235 156H237V157H235L234 158ZM250 155V156H249ZM263 155V156H262ZM3 156V157H2ZM30 157V158H28V157ZM154 156V157H153ZM190 156V157H189ZM203 156V157H202ZM205 156V157H204ZM212 156H214L213 158H212ZM250 158H249V157ZM251 156H252V158H251ZM13 157L15 158L14 160H16V163L15 164H11V161L13 160ZM20 157H21V161H20ZM22 157L24 158V159H22ZM141 157V158H142ZM152 157V158H151ZM159 157V158H158ZM219 157V158H218ZM220 157H221V159H220ZM224 157V158H223ZM229 157V158H228ZM241 157H243V158H241ZM26 158V159H25ZM163 158H164V161H163ZM168 158V159H167ZM177 158V159H176ZM187 158H189V159H187ZM196 158V159H195ZM198 158V159H197ZM246 158H245V160H246ZM12 159V160H11ZM19 159V160H18ZM29 159V160H28ZM158 159H159V161H158ZM171 159V160H170ZM192 159V160H191ZM211 159H213V160H211ZM224 159V160H223ZM6 160V161H5ZM9 160V161H8ZM12 161V163H14L15 161ZM28 161L27 163V165H26V163L24 164V162H26V161ZM33 160V161H32ZM168 160H170V161H168ZM196 160V161H195ZM154 161H155V164H154ZM162 161H163V163H162ZM166 161H168V163H173L172 164V166H171V164H168ZM173 161V162H172ZM178 161L180 162L179 164H178ZM237 163L236 165H235V162ZM7 162V163H6ZM10 162V163H9ZM17 162H20V166H23L24 167V169H25V166H26V169H25V171H23L24 169H23V167H20L19 166V163H17ZM23 164H22V163ZM35 164H34V163ZM161 162V163H160ZM167 163L166 165H165V163ZM177 164V166L176 165H174L175 163ZM3 163V164H2ZM5 163H6V166H12V167H6L5 166ZM208 163V162H207ZM161 164V165H160ZM163 164V165H162ZM182 164V165H181ZM14 165V166H13ZM18 165V166H17ZM152 165V166H151ZM28 166V167H27ZM35 166V167H34ZM155 166H158L157 168L155 167ZM168 166H169V168H168ZM184 166H186L185 168H184ZM15 167H17V169L15 168ZM20 167V168H19ZM153 167H155V168H153ZM159 167H161V168H163V167H165L166 169H163L164 170V172H163V170H161V172H160V169L161 168H159ZM181 167H183L184 169H186V170H184V169H181ZM230 167V168H229ZM233 167H235V168H233ZM5 168H6V170H5ZM12 168H14V169H12ZM22 168V169H21ZM159 168V169H158ZM168 168V169H167ZM171 168V169H170ZM240 168L242 169V170H240ZM5 171H4V170ZM9 169H11V170H9ZM18 169H20L19 170V172H18ZM31 169V170H30ZM145 170V171H147L148 172V170ZM156 169H157V173H155V171H156ZM174 169V170H173ZM2 170V171H1ZM16 170H17V172H16ZM22 170V172H23V174H22V172L20 173V171ZM167 170H168V172H167ZM171 170V171H170ZM173 170V171H172ZM239 171V172H236V171ZM8 171V172H7ZM11 173H10V172ZM16 173H15V172ZM26 171H27V173L29 172V174L27 175L26 174ZM170 171V172H169ZM5 172V173H4ZM148 172V173H149ZM160 174H159V173ZM173 172V173H172ZM236 172V173H235ZM3 173V174H2ZM30 173H31V176H30ZM33 173H34V175H33ZM168 174V175H162V174ZM170 173H171V175H170ZM174 173H176V176H175V174ZM179 173H181V174H179ZM185 173V174H184ZM235 173V174H234ZM5 174V175H4ZM6 174H9L10 175V177H9V175L7 176ZM20 174V175H19ZM156 174H158V175H156ZM173 174V175H172ZM178 174L180 175V176H178ZM188 174V175H187ZM5 177H4V176ZM12 175H13V177H12ZM17 175V176H16ZM163 177H162V176ZM170 175V176H169ZM185 175V176H184ZM233 175V176H232ZM22 177V179L24 180H22L21 179V177ZM23 176H24V178H23ZM25 176H30V177H32L31 179H30V177H25ZM169 176V177H168ZM183 176V177H182ZM8 177H9V179H8ZM226 177V178H225ZM3 178V179H2ZM5 178V179H4ZM15 178V179H14ZM26 178V179H25ZM27 178H28V180H27ZM186 178V179H185ZM232 179V181H231V179ZM7 179V180H6ZM11 179V180H10ZM185 180L184 181V183H183V180ZM2 180H3V182H2ZM14 180L16 181V182H14ZM19 180V181H18ZM27 180V181H26ZM31 180V181H30ZM179 180V181H178ZM180 180H182V182L180 181ZM220 180V179H219ZM230 180V181H229ZM7 181V182H6ZM28 181H30L29 182V184H28ZM177 181L179 182L178 184V186L181 188H177L176 186H177ZM4 182H6V184L4 183ZM27 183V184H23V183ZM32 182V183H31ZM176 182V183H175ZM182 183V184H181ZM16 184V185H15ZM22 184V185H21ZM176 184V186H174ZM8 185V186H7ZM27 185V186H26ZM171 185H172V188H173V186L174 187H176V188H171ZM182 185V186H181ZM183 185H184V188H183ZM22 187V188H21ZM171 188V189H170ZM210 188V187H209ZM10 189V190H9ZM14 189V190H13ZM179 189V190H178ZM197 189V190H196ZM164 190H163V192H164ZM175 190H177L176 192H175ZM180 190H181V192H180ZM193 190H195L196 191V193H195V191H193ZM214 190V191H213ZM189 191H190V195L192 196L193 195V197H191L188 193H189ZM193 192V193H192ZM206 192V193H205ZM175 193V194H174ZM180 195H179V194ZM198 193H200V194H198ZM164 194H165V192H164ZM168 194V195H167ZM171 194V195H170ZM177 194V195H176ZM186 196H185V195ZM197 194V195H196ZM203 194V195H202ZM170 195V196H169ZM183 195V196H182ZM199 195H200V197H201V199H200V197H199ZM169 196V197H168ZM172 196H174V197H172ZM180 196V197H179ZM163 197L165 198V200H166V203L168 202V204L166 205H164V202H165V200H163ZM167 197H168V200H167ZM172 197V198H171ZM176 197V198H175ZM177 197H178V199L181 201V199H182V201H181V203H180V201L179 202H176L177 201ZM187 197H188V199H187ZM196 197H199V200H196L197 198ZM161 198H162V200H161ZM171 198V199H170ZM174 198V199H173ZM184 198H186L185 200H183ZM191 198V199H190ZM196 198V199H195ZM190 199V200H189ZM140 200V199H139ZM159 200V201H158ZM171 200V201H170ZM175 200V201H174ZM201 200V201H200ZM161 201V202H160ZM174 201V202H173ZM151 202H152V204L153 203H156V205H160V206H157V208L155 207V205H151ZM163 202V203H162ZM170 202H172L173 203V206H172V204H170ZM208 202H210V203H208ZM75 203V205L76 206H79V203H77V202H74ZM182 203H184V206H183V204ZM206 203H208V204H206ZM163 204V206H161ZM179 204H181V205H179ZM204 204V205H203ZM151 205V206H150ZM202 205H203V207H202ZM212 205V206H211ZM145 206V207H146ZM154 206V207H153ZM159 207H160V209H159ZM182 207V208H181ZM186 207V208H185ZM162 209V210H161ZM139 210V211H138ZM143 212H141V211ZM207 210V211H206ZM212 210V211H211ZM159 211V212H158ZM190 211H192L191 213H190ZM208 211H211V212H208ZM95 213L96 215H100V216H93L94 214L93 213ZM156 212V213H155ZM216 214H215V213ZM106 213V214H105ZM105 213H102L101 212V214H98L96 211H94V210H92V211H90V215L91 216H93L94 218H96V217H99V219H103V218H106V217H104V216H109V212H105ZM139 213H141L142 215H140ZM148 213V214H147ZM144 214V215H143ZM150 214V215H149ZM151 214H152V216H151ZM193 214V215H192ZM215 214V215H214ZM196 215V216H195ZM211 215V216H210ZM139 216H140V218H139ZM169 217H174V218H169ZM177 217V218H176ZM195 217V218H194ZM202 217L203 218H205L206 220H203L202 219ZM93 218V219H94ZM152 219V220H151ZM167 219H169V220H167ZM172 219V220H171ZM192 219V220H191ZM195 219V220H194ZM198 219V220H197ZM127 220V221H126ZM131 220V221H130ZM134 222H136V224H137V228H135V226L134 225H136L135 223H133V221ZM149 220H151V222L149 221ZM163 220V221H162ZM200 220V221H199ZM203 220V221H202ZM126 221V222H125ZM130 221V222H129ZM179 221V222H178ZM209 222V224H207L208 222ZM211 221V222H210ZM221 221V222H222ZM148 222V223H147ZM219 222V223H218ZM134 225H133V224ZM138 223H139V227H138ZM141 223V224H140ZM149 223H150V225H151V223L153 224V226H152V228H151V226H150V228L152 229H150L151 231H153V232H151L150 230V232L151 233H149V231H147L148 229H149ZM159 223V224H158ZM162 223H164L165 225H167V226H164V225H161ZM166 223H168V224H166ZM170 223V224H169ZM174 223H175V226L174 227H176V225L178 224H180L179 226H182V228L185 226V228H181V229H179V226H177L178 227V231H177V229H176V231L177 232H181L182 230V232H184L185 230H186V228H190V227H192V228H190V229H188V230H190L192 233H189L190 231H188V230H186L185 231V233H184V235H183V233L181 234V236H180V232H179V234H177V232L174 230V234L173 233H167L169 230V232H172L173 231V229L172 228H174V227H171V226H173L174 225ZM184 223V224H183ZM187 223V224H186ZM196 224V226H194V228H193V224ZM146 224H148V226L146 225ZM156 224H157V228L158 229H155V227H156ZM183 224V225H182ZM192 226H191V225ZM194 224V225H195ZM211 224V225H210ZM154 225H155V227H154ZM189 225V226H188ZM100 226H102V225H100ZM99 225L97 226V227H99V228H97V227H95V230H93V232H95L96 233V230L97 229H99V231H97L99 234L101 233V232H104L103 230L101 231V229H103V226H102V228L100 227ZM131 226H134L133 228H135L134 230H133V232H132V228H131ZM140 226L141 227H143V228H141V231H139L138 230V232H137V229H139L140 228ZM146 226V227H145ZM158 226H160L161 228V230L159 229V227ZM163 226V227H162ZM169 226V228L166 230L165 228H167ZM187 226V227H186ZM198 226V227H197ZM220 226V227H219ZM148 227V228H147ZM165 227V228H164ZM195 227H197L199 230H200V232L202 233H200L199 232V230L198 229H196ZM154 228V229H153ZM142 229H143V233H142ZM164 229L167 231H164ZM185 229V230H184ZM193 229H196V230H194V232L195 231H198V232H195V235L193 234ZM114 229H112L111 231H108L107 233L108 234H113V232L115 233L116 231L114 230ZM157 230H159V233H161V231H162V233H164V232H166V233H164V235L161 233V234H159L158 232H157ZM203 230V231H202ZM205 230V231H204ZM208 230H210L209 232H207ZM101 231V232H100ZM113 231V232H112ZM137 233H136V232ZM164 231V232H163ZM214 231H215V233H214ZM129 232H127V231H125V233L123 232V234H126V233H129ZM135 232V233H134ZM156 232H157V234H156ZM211 232H213V233H211ZM95 233H94V235H95ZM98 233H96V235H97V237L98 238H101L100 237V235L98 234ZM132 233H133V235H132ZM138 233H139V236H138ZM145 233H146V236H148L147 238H146V236H145V238H146V240L148 239L149 240V242H148V240H147V242L146 243H148V246H147V244H146V246H144L145 244H144V242L146 241V240H142L143 238H144V235H145ZM205 235H204V234ZM207 233V234H206ZM102 234V233H101ZM106 234V233H105ZM134 234H137V235H134ZM141 234V235H140ZM151 234V235H150ZM153 234V235H152ZM154 234H156L157 235V237L156 236H154ZM165 234H169V236L171 235L172 237H171V239L170 238H168V240L170 239L171 241H173L174 242V239H177V238H175V237H177L175 234H177V235H179V237L180 238H183V240H186L185 242H183V240L182 239H180L179 240V237H178V239H177V241L179 240V241H181L180 242V244L179 243H177V241H176V243H177V245L178 246H176V245H174L173 244V242L172 243H170L168 240V243H169V246H168V244H166V246L168 247L167 248V250H166V248H165V250H166V252L164 253V254H166V257L165 258H163L165 255L163 254L162 255V253L165 251L164 249H162L163 250V252H161V254H159L160 253V251H162L161 249H159V248H161V246H162V244H164V246H165V243H167V241L165 240V239H163V236H164V238H167V235H165ZM173 234V235H172ZM191 234H193V235H191ZM196 234H197V239L194 241V243H192L193 242V240L194 239H192V241H189L188 240V238L189 239H191L192 238V236L195 238V236H196ZM198 234H200V235H198ZM208 234H212V236L214 235L215 237H212L211 235H208ZM95 235V236H96ZM162 235V236H161ZM185 237H183V236ZM186 235H188V236H186ZM208 235V236H207ZM95 236L93 237H90V239H92V240H88L87 239V243H88V241H89V243H88V245H86V246H88V247H85L84 248V250H85V252L83 251V255H84V259H82L81 261H80V264H90V263H93V264H106L107 262H109V263H107V264H110V258H111V260L113 261V256H111V255H109V254H107L106 253V251H104V252H102V250H101V248L100 247H97L95 244H92V243H94V240H96V238H95ZM136 236V237H135ZM141 236H142V238H141ZM151 236H153V237H155V238H150ZM159 236L160 237H162V238H159ZM168 236V237H169ZM200 236L202 237V238H200ZM209 237V238H207V237ZM213 238H211V237ZM138 237H140V238H138ZM186 237H188L187 239H186ZM191 237V238H190ZM198 237L201 239H198ZM94 239V240H93ZM139 239H141V240H139ZM156 241H155V240ZM159 239H162V240H159ZM206 241H205V240ZM209 239H211L210 240V244L207 242ZM151 240H154V243L156 242V243H158L159 242V248H157V249H154V250H156L155 252H156V256L157 257H155L154 258V256H155V252L153 253V252H151V250L153 249L152 247H151V250L149 251H147V248H149L150 246L149 245H151V243L153 244V241L150 243V241ZM159 240V241H158ZM187 240H188V242H191V243H186L187 242ZM198 240V241H197ZM203 240H204V242H203ZM214 240V241H213ZM93 241V242H92ZM139 241V242H138ZM144 241V242H143ZM164 241H166L165 243H164ZM199 242V243H197V242ZM200 241H202V242H200ZM160 242H162V244H160ZM209 244L208 246H207V244ZM215 242V243H214ZM219 242V241H218ZM86 243V244H87ZM150 243V244H149ZM182 243V244H181ZM186 243V244H185ZM170 244H172L173 246H170ZM192 244H194V245H192ZM199 244V246H198V248L196 247V245H198ZM201 244H203L202 245V248H200V245ZM205 244V245H204ZM161 245V246H160ZM185 245H187V246H184ZM191 245V247H189ZM211 245V246H210ZM90 246V247H89ZM94 246H95V248H94ZM141 246V247H140ZM183 246V247H182ZM204 246V247H203ZM207 246V247H206ZM210 246V248L212 249V248H214V249H212L213 250V252H214V254L216 253V255L214 256V257H211V255L213 256L214 254H212L213 252H212V250H210V248H208ZM147 247V248H146ZM163 247V246H162ZM169 247L170 248H172V250H170L169 249ZM193 247V248H192ZM194 247H196V248H194ZM206 247V248H205ZM92 250H91V249ZM179 250H181V251H178V249ZM183 248H184V250H185V253L183 252ZM191 248V249H190ZM205 248V249H204ZM208 248V249H207ZM86 249H88L89 251V253H87L86 251ZM94 249H95V251H94ZM142 249H139V250H142ZM150 249V248H149ZM171 251H169V250ZM173 249H175L176 250V252H175V250H173ZM188 249V250H187ZM190 249V250H189ZM197 249V250H196ZM207 249V250H206ZM97 250V251H96ZM153 250V251H154ZM157 250H160V251H158L157 252ZM188 252H187V251ZM191 250H193V251H191ZM195 250H196V252H195ZM201 250V251H200ZM173 251V252H172ZM206 251H209L208 253L206 252ZM218 253H220V254H218ZM92 252H94V253H96L97 252V254H91ZM100 252V253H99ZM142 252H143V254H142ZM150 252V253H149ZM175 252V253H174ZM177 252H179V253H177ZM194 252V253H193ZM203 252H204V256L202 255L203 254ZM86 253H87V255H86ZM104 253V254H103ZM144 253H146L145 255H144ZM151 254V255H149V254ZM183 254V256H184V258L182 259V254ZM188 253V254H187ZM193 253V254H192ZM198 253H201V255L200 254H198ZM206 253V254H205ZM91 256H90V255ZM105 254H107V255H105ZM159 254V255H158ZM175 254V255H174ZM178 254V255H177ZM182 256H180V255ZM186 254H187V256H186ZM207 254H209L210 256H208ZM218 254V255H217ZM153 255V256H152ZM171 255V256H170ZM192 256V257H190V256ZM197 255V256H196ZM89 257V258H87V257ZM94 256V257H93ZM103 256H105V257H103ZM144 256V257H143ZM147 256V258H145ZM159 256H160V259L162 258V260H160L159 259ZM173 257L174 256V258L173 259H175V260H173L172 258H170V257ZM176 256H177V258H179V261H182V262H179L177 259H176ZM181 258H180V257ZM206 256V257H205ZM91 257V258H90ZM93 257V258H92ZM98 257V258H97ZM140 257V258H139ZM154 259H153V258ZM190 257V258H189ZM198 257V258H197ZM200 257V258H199ZM203 257V258H202ZM211 257V258H210ZM97 258V259H96ZM170 260V261H168V259ZM186 258V259H185ZM92 259H94V260H92ZM100 259V260H99ZM105 259V260H104ZM156 259V260H155ZM181 259V260H180ZM189 259V260H188ZM192 259V260H191ZM197 259V260H196ZM107 260V261H106ZM136 259H134L133 261L134 262H139V261H137ZM208 260H209V262H208ZM210 260H211V262H210ZM93 261V262H92ZM106 261V262H105ZM111 261V262H112ZM172 261V262H171ZM99 262V263H98ZM158 262V264H163L162 262L161 263H159ZM190 262V263H189ZM192 262V263H191ZM113 263H114V261H113ZM113 263H111V264H113ZM142 263H139V264H142ZM154 263V264H155ZM114 264H117V263H114ZM125 264V263H124ZM128 264V263H127ZM129 264H132V263H129ZM138 264V263H137ZM145 264H148L147 262L145 263ZM194 264H197V263H194Z\"/></svg>",
    "mask_w": 264,
    "mask_h": 264
}]
</instances>
